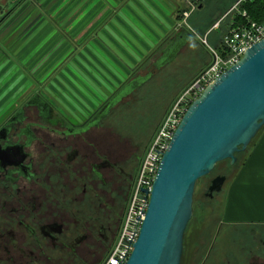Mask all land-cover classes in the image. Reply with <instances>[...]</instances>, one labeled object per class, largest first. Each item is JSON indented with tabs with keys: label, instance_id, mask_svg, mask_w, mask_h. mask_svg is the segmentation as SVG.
<instances>
[{
	"label": "flooded vegetation",
	"instance_id": "af4514ba",
	"mask_svg": "<svg viewBox=\"0 0 264 264\" xmlns=\"http://www.w3.org/2000/svg\"><path fill=\"white\" fill-rule=\"evenodd\" d=\"M42 6L40 0H0V264H99L136 176L141 116L123 108L121 98L95 117L123 83L94 111L63 113L69 103L55 100L54 73L76 58L78 46L70 44L63 58L45 59L53 52L45 51ZM145 75L129 98L149 82L147 94L158 102L157 90L178 81L160 79L158 86L150 70ZM219 175L203 182L205 207L219 202L222 186L206 194ZM184 264H264V219L230 220L207 211Z\"/></svg>",
	"mask_w": 264,
	"mask_h": 264
},
{
	"label": "water",
	"instance_id": "95a60500",
	"mask_svg": "<svg viewBox=\"0 0 264 264\" xmlns=\"http://www.w3.org/2000/svg\"><path fill=\"white\" fill-rule=\"evenodd\" d=\"M182 26L185 24L152 67L159 69L169 63L191 41ZM145 78L125 82L95 117L129 95ZM263 125L264 37L246 48L186 107L161 155L138 235L123 264H180L196 181L208 175L217 162L233 164L236 153L246 149ZM225 180V175L215 176L207 196L219 192Z\"/></svg>",
	"mask_w": 264,
	"mask_h": 264
},
{
	"label": "rangeland",
	"instance_id": "374dc122",
	"mask_svg": "<svg viewBox=\"0 0 264 264\" xmlns=\"http://www.w3.org/2000/svg\"><path fill=\"white\" fill-rule=\"evenodd\" d=\"M67 1L69 2L66 7L67 11H74L73 13H66L68 14V17L72 15L85 16V12L81 13L83 8L79 5H75L76 0ZM211 1L212 0H170L173 8V12L171 13H173V18L176 20L173 24V29L178 31V28L181 24L183 25L189 22V28L193 29L198 35H202L208 27L207 26L206 29H203L202 26L204 25V22L208 21L209 19V15L204 11L208 12L210 9H214L212 6L218 5L217 1H215V5H212L210 3ZM219 1L222 3L225 0ZM235 1L236 0H228L225 3L228 5H224L223 8L227 9ZM201 4L204 10L203 12L198 13V9L196 8H198V6ZM205 4H207V7H205ZM63 5L66 6V4ZM75 9H78V11L75 12ZM223 10L221 9L220 11ZM185 12H189L190 14ZM124 14L125 16L130 15L129 13ZM188 14L189 17L187 19L186 16H188ZM100 15H102L101 11L96 12V17L94 18L95 20L91 22V24L94 22H99ZM214 17H212L209 25L215 20ZM126 22L129 23L127 24L130 28L129 30L117 25L114 28H106V30L102 27H98L97 29L90 27L89 31L83 27L72 29V32L77 37V39L80 38L82 40L81 42H83V46L77 49V58L75 60H72L73 57L71 56L70 60L65 62L64 68L61 72L55 71L53 87L57 91V89H59L58 85L60 84L61 89L55 92L56 95L54 93L52 95L53 97L55 95V100H63L66 103H69L68 106H62V108H60L64 114L72 117H80L90 113L91 111H94L98 106H100L103 100H105L114 90H116V88H118L122 83L132 78L137 73L144 76L147 71L150 70L157 80V82L154 80L151 84L157 85L158 83V86H160V79L164 81V79L170 80L174 77L177 78V83L170 90L167 87L159 90L156 88L157 98L159 99L158 102L150 100V94H147L149 88L152 87L149 85V82L147 83L148 87L145 91L141 92V94L136 96L133 95V97L130 98L127 95L124 97V99L122 98L123 108L135 109L134 114L137 116L136 119H139V116H141V122L137 124L140 125L141 132L139 135L140 137L136 140V148H138L137 151H141L142 154L144 145L148 143L150 136L154 132L155 127L160 121L164 111L167 109L169 104L180 94L184 93L185 89L196 79L202 65L207 62V59L209 60V57L206 55L205 51L203 52L202 48L197 42L189 41L181 48L176 58L172 59L169 63L165 64L161 68L155 69L152 67V63L156 60L160 52L166 47L168 42L166 44L164 43L167 40V37L165 39L164 36L160 37L159 42L157 41L154 43L152 38L147 36L148 33L146 29L141 27V25H138L140 23L139 21L127 19ZM115 23L117 24V22ZM62 32L63 35L69 36L70 26L67 28L63 27ZM88 32L94 36L92 43H86V33ZM215 32L218 33V31ZM123 33H125V35H123ZM211 33L208 35V39L212 42L213 37L216 36ZM108 34H110V41L107 39ZM51 38L53 41L52 44L50 43ZM54 39L55 37L52 29L51 34L47 36L45 40L46 50L48 47L49 50L53 48ZM163 39L165 41H162ZM144 41L146 43H143ZM104 47L108 48L109 54L106 52ZM37 51L44 52L43 47H39ZM103 53L107 54L105 55ZM45 56L46 60L52 59V53L49 55L45 53ZM86 62H88V64L91 65L95 71L94 79L93 77L90 79L86 74H84V72L79 71L80 68L85 69ZM81 78L86 79L85 82H83ZM74 89L80 90L79 94L76 93ZM68 91L72 94H69ZM136 119H130V121L133 123L131 128L134 127ZM127 125L128 122L126 123V126ZM262 132H264V125L261 126L255 136L251 139L246 147V151L252 147L254 141ZM246 151L236 154L237 160L231 165L229 164L228 160L217 162L213 170L209 173V175H213L219 171L222 172V175L226 176V180L222 185V189L218 193L219 202L216 206L212 205V208L205 207L207 198L204 197L205 188H203V182L209 175L196 181L192 193V214L183 235V253L181 264H184L185 262L186 253L189 250L190 240L195 233V229L199 227V221L203 215L206 214L207 211H214L216 213L220 212L221 215L223 214V205L227 187L229 186L232 177L235 175V172L239 168L244 156L246 155Z\"/></svg>",
	"mask_w": 264,
	"mask_h": 264
},
{
	"label": "crops",
	"instance_id": "0c3cea01",
	"mask_svg": "<svg viewBox=\"0 0 264 264\" xmlns=\"http://www.w3.org/2000/svg\"><path fill=\"white\" fill-rule=\"evenodd\" d=\"M40 1H42L43 8H41V10L44 12L46 22V38L51 34L52 29L55 37L54 46L51 48L53 52L52 58L54 59L63 57L72 43L77 44L78 49L83 46L82 40L80 38H78V40L72 32V29L75 28L83 27L89 31L90 27L96 29L102 27L106 30V28H114L117 25L129 30L130 28L127 25L129 23L126 21L127 19H133L134 21L137 20L140 22L138 25L146 29L148 33L147 36H150L155 43L157 41L159 42L160 37H165L167 33H171L174 30L173 24L176 21L173 18V13H171L173 12V8L170 0H76L75 5H79L83 8L81 13L85 12V16L72 15L70 17H68L66 13H73L74 11H67L66 7L69 4L67 0ZM215 1H217L218 5H215ZM227 1L228 0H225L221 3L219 0H212L210 2L215 6H212L214 9L212 8L208 12L204 11L209 15V19L204 22L202 26L203 29H206L212 17L217 14L220 15L226 9L223 7L224 5H228L225 4ZM63 4H66V6ZM205 7H207V4H205ZM196 9H198V13L204 10L202 4ZM221 9L224 10L220 11ZM76 11H78V9H75V12ZM100 11L102 13V15H100V21L91 24V22L95 20V13ZM124 13H129L130 15L125 16ZM217 16H215L214 19L217 18ZM115 22H117V24ZM68 26H70L69 36L63 35L62 28H67ZM123 35H125V33H123ZM86 37V43H92L94 40V36L90 34V32L86 33ZM109 38L110 34H108L107 37L110 41ZM122 38L125 39L124 37ZM50 43H53L52 38ZM143 43L146 42L144 41ZM104 49L109 54L108 48L104 47ZM45 51L47 53L49 52L46 49ZM107 53L103 54L106 55ZM82 69L83 68H80V70H78L84 72L90 79L92 77L94 79L95 71L88 62L85 64V69ZM81 79L83 82L86 80L84 78ZM58 88L61 89L60 84ZM74 91L78 94L80 92V90L76 89H74ZM69 94L72 93L70 92ZM223 217L230 220L264 219V132L256 138L252 147L246 151V155L227 187L223 205Z\"/></svg>",
	"mask_w": 264,
	"mask_h": 264
},
{
	"label": "built area",
	"instance_id": "2783aa9c",
	"mask_svg": "<svg viewBox=\"0 0 264 264\" xmlns=\"http://www.w3.org/2000/svg\"><path fill=\"white\" fill-rule=\"evenodd\" d=\"M246 1L251 0H236L215 18L202 35L192 32L210 52L211 61L185 92L169 104L145 145L117 235L99 264H123L128 257L147 208L149 191L161 155L167 149L188 104L199 95L206 84L236 62L246 48L264 37V20H251L245 10L239 9V5ZM211 32L216 36L212 42L208 39Z\"/></svg>",
	"mask_w": 264,
	"mask_h": 264
},
{
	"label": "trees",
	"instance_id": "16d2710c",
	"mask_svg": "<svg viewBox=\"0 0 264 264\" xmlns=\"http://www.w3.org/2000/svg\"><path fill=\"white\" fill-rule=\"evenodd\" d=\"M239 9H243V10H245V12L248 14V16H249V18L251 19V20H254V21H256V22H260V21H262V20H264V0H251V1H246V2H244V3H241L240 5H239ZM184 11V10H183ZM190 14V13H189ZM189 14H188V16H186V18L188 19V17H189ZM240 18V17H239ZM238 17H236V19L237 20H241V18L239 19ZM182 25V24H181ZM181 25L179 26V28H178V31H172L171 33H167V35H165V37H164V39L167 37V40L165 41L164 39L162 40V41H165V43L164 44H166L167 42V44H166V46L168 45V44H170V42L172 41V40H174L175 39V37L177 36V34H179L180 33V27H181ZM189 22H187L186 24H185V27H183L184 29H185V31L187 32V34L191 37V41H194V42H197L198 44H199V46L202 48V50H203V52L205 51V53H206V55H208V57H209V60L207 59V62L205 63V64H203L202 65V67H201V70L199 71V73L210 63V61H211V57H210V52L208 51V49L204 46V45H202L198 40H197V38L195 37V35L192 33L194 30L193 29H191V28H189ZM209 26V25H208ZM195 32V31H194ZM162 47V46H161ZM161 50V49H160ZM162 52V51H161ZM161 52H160V54L158 55V56H160L161 55ZM178 56V53L176 54V56L174 57V58H176ZM158 58V57H157ZM167 64V63H166ZM136 77V76H135ZM135 77H132V78H130V79H128L127 81H129V80H132L133 78H135ZM145 80H146V78H145ZM124 84V83H123ZM122 84V85H123ZM143 84V83H142ZM141 84V85H142ZM121 85V86H122ZM140 85V86H141ZM139 86V87H140ZM137 88V87H136ZM135 88V89H136ZM165 112V111H164ZM151 137V136H150ZM147 144V143H146ZM145 144V145H146ZM145 145H144V147H145ZM144 147H143V149H144ZM246 151V149L244 150V151H241V153L242 152H245ZM238 153H240V152H238ZM238 153H236V154H238ZM236 160H237V157H236ZM209 175V174H208ZM207 176V175H206ZM205 177V176H204ZM203 178V177H202Z\"/></svg>",
	"mask_w": 264,
	"mask_h": 264
}]
</instances>
